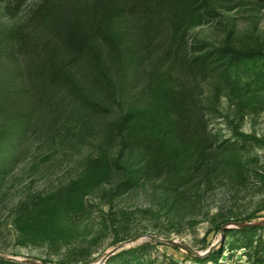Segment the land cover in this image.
Wrapping results in <instances>:
<instances>
[{
	"label": "rangeland",
	"instance_id": "1",
	"mask_svg": "<svg viewBox=\"0 0 264 264\" xmlns=\"http://www.w3.org/2000/svg\"><path fill=\"white\" fill-rule=\"evenodd\" d=\"M263 220L264 0H0V264H264Z\"/></svg>",
	"mask_w": 264,
	"mask_h": 264
},
{
	"label": "water",
	"instance_id": "2",
	"mask_svg": "<svg viewBox=\"0 0 264 264\" xmlns=\"http://www.w3.org/2000/svg\"><path fill=\"white\" fill-rule=\"evenodd\" d=\"M231 225H233L235 227H244V228L262 227V226H264V220L263 221H258V222H255V223H236V222H231ZM146 237H148L151 240L160 242V243H165V244H168V245H171V246L179 247L182 250L186 251L188 254L194 255V252H193V250L191 248H189V247H187V246L179 243L178 241L161 239V238H157V237H153V236H146ZM134 240L135 239H131V240L127 241V243L132 242ZM122 246H123V244H120L115 250L121 248ZM211 251H212V249L210 251H208L207 253H205L204 255H208ZM103 261L104 260H102L99 264L103 263ZM27 263H30V264H39V263H35V262H32V261H27Z\"/></svg>",
	"mask_w": 264,
	"mask_h": 264
},
{
	"label": "trees",
	"instance_id": "3",
	"mask_svg": "<svg viewBox=\"0 0 264 264\" xmlns=\"http://www.w3.org/2000/svg\"><path fill=\"white\" fill-rule=\"evenodd\" d=\"M158 1V0H156ZM161 1V0H160ZM196 14L194 13H188V14H185L183 12H179L176 14V19L177 21H179L181 24H183L185 21H189L192 23L195 22L197 20L196 18ZM51 23L48 25L50 26V29L53 30L57 35L60 34L61 36H63L66 40H69L70 37H69V34L70 33L69 31L71 30L69 26L65 25L63 23H59V21H50ZM69 37V39H68ZM124 92L121 91V94L120 96L123 95ZM121 98V97H120ZM262 228L264 229V226H262ZM173 248L175 249H178V247L176 246H173ZM213 252V251H212ZM211 252V253H212ZM211 255V254H210ZM209 255V256H210ZM198 262H201L202 260L201 259H196Z\"/></svg>",
	"mask_w": 264,
	"mask_h": 264
}]
</instances>
